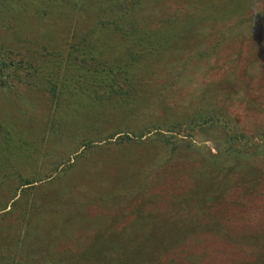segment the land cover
<instances>
[{
  "label": "rangeland",
  "instance_id": "obj_1",
  "mask_svg": "<svg viewBox=\"0 0 264 264\" xmlns=\"http://www.w3.org/2000/svg\"><path fill=\"white\" fill-rule=\"evenodd\" d=\"M0 50V264H264V0H0Z\"/></svg>",
  "mask_w": 264,
  "mask_h": 264
},
{
  "label": "trees",
  "instance_id": "obj_2",
  "mask_svg": "<svg viewBox=\"0 0 264 264\" xmlns=\"http://www.w3.org/2000/svg\"><path fill=\"white\" fill-rule=\"evenodd\" d=\"M122 4H120L118 7H121ZM125 15L124 12H122L121 15H117L119 16V20H123V16ZM114 20L116 19H111L110 20V23H112ZM1 51V50H0ZM1 52H0V56H1ZM1 59V57H0ZM5 62V61H3ZM0 63H1V60H0ZM88 70V69H87ZM49 80V83L51 84L50 88H51V91L52 93L55 92V89H56V83H57V80L55 79L54 81H52L51 78H47ZM2 84H4V81L1 82ZM219 122H221V119L216 117L215 114H209L208 116L207 115H202L201 117H199V121L197 122H192V123H188L187 125H184V124H180V123H176V125H179V126H182L184 125L185 128H189L190 130H193L194 128L198 127V128H201L202 129H206V128H209V127H212V125H216L218 124ZM223 125L224 127H229L225 122H223ZM174 125H172L171 129H168L170 130L171 132L172 131H176V132H179L180 130H175L173 129ZM228 129V128H227ZM150 128L149 127H145V128H142L141 130H139V132L134 135L136 138H143L144 136H146L147 134L150 133ZM169 131V132H170ZM159 133V132H158ZM163 133H161L162 135ZM191 136V135H189ZM244 137H247L242 131H238L236 128H235V125H234V131L233 132H229L227 131L226 132V142L228 143V148L225 149L227 152H231L233 151V146H234V159L236 158L237 159H241L244 157V154H256L258 153L257 151V145L255 144L254 141H252L251 143H249V137H247L246 139L241 140L242 138ZM123 140H126V141H130L132 140V137H130V135L126 134L123 136ZM163 141L167 144H174L175 141L166 137L164 135L163 137ZM90 142V141H89ZM237 142H239V145L236 146ZM83 146H86L88 148H91L94 146V142H91V143H88V144H83ZM236 146V147H235ZM174 148H176V146H171V149L173 150ZM83 156V154H82ZM33 181L32 180H24L22 182V186H30V185H33Z\"/></svg>",
  "mask_w": 264,
  "mask_h": 264
}]
</instances>
